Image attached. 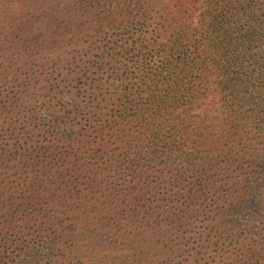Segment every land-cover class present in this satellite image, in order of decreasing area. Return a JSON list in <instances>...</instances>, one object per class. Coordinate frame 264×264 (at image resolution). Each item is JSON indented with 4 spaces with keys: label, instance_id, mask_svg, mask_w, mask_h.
<instances>
[{
    "label": "trees",
    "instance_id": "16d2710c",
    "mask_svg": "<svg viewBox=\"0 0 264 264\" xmlns=\"http://www.w3.org/2000/svg\"><path fill=\"white\" fill-rule=\"evenodd\" d=\"M0 18L20 23L0 33V264H169L194 172L251 132L264 155V0H0ZM227 217L202 247L236 238ZM243 245L235 264L264 259Z\"/></svg>",
    "mask_w": 264,
    "mask_h": 264
},
{
    "label": "rangeland",
    "instance_id": "374dc122",
    "mask_svg": "<svg viewBox=\"0 0 264 264\" xmlns=\"http://www.w3.org/2000/svg\"><path fill=\"white\" fill-rule=\"evenodd\" d=\"M59 1H57V4ZM65 18L68 22H72L73 29H83L86 22L79 17L76 11L74 16L70 17L65 13ZM78 18V19H76ZM0 18V33L5 26L14 28L20 23L15 20ZM86 21V20H85ZM6 36V41H14L20 38H11V34H3ZM256 96L262 94V90H255ZM255 101L258 99L255 97ZM207 110L209 115H219L223 111L222 102L217 96L206 100L200 107ZM48 117L47 114H45ZM252 131V130H251ZM249 137H252V132ZM243 139L240 147L233 145L232 140H224L228 146H233L236 153L234 154L235 161L232 164L223 161L222 156L216 160L218 166L208 170L206 173L199 176L194 172L195 179L200 178L202 181L203 194L205 199L196 200V204L190 203L186 197L187 191H183L182 202H185L186 208H196L199 215L193 219H188L182 223L171 220L170 216L167 223L170 230L167 233L169 244H175L176 248L171 249L164 261L169 264H235L237 260L243 259L246 252V243L248 238H251L255 245L259 248L264 243V155H258L255 152H249V148L257 142ZM258 141V140H257ZM257 148V146H254ZM251 154V155H250ZM213 158H216L213 154ZM233 159V158H232ZM231 159V160H232ZM214 162V161H213ZM243 166V168H241ZM245 167V168H244ZM217 169V170H216ZM188 177L192 173H187ZM187 177V179H188ZM219 180L217 185H210L211 181ZM189 181V180H188ZM198 186V185H197ZM192 186L195 189L198 187ZM229 189V190H228ZM195 194H198L196 191ZM87 194V193H85ZM181 200V198H179ZM84 208V207H83ZM120 210L123 208L120 206ZM157 212V208L154 210ZM228 215L227 222L229 227L235 229L236 238L229 241L220 242L221 245L216 246L215 242L208 247H202L201 243L207 238L209 239V231L216 234V224L221 216ZM127 217H118L120 219L118 226L129 228L132 227L131 219ZM191 224V225H190ZM206 224H209L207 226ZM142 225H140L141 228ZM178 227V229H177ZM138 229V231L140 230ZM233 236V238H234ZM244 248V249H243ZM48 251V250H47ZM264 264V259L259 263Z\"/></svg>",
    "mask_w": 264,
    "mask_h": 264
}]
</instances>
